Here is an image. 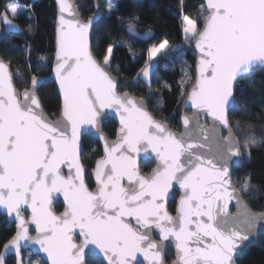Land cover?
<instances>
[{
	"label": "snow or ice",
	"instance_id": "snow-or-ice-1",
	"mask_svg": "<svg viewBox=\"0 0 264 264\" xmlns=\"http://www.w3.org/2000/svg\"><path fill=\"white\" fill-rule=\"evenodd\" d=\"M57 3L52 70L62 96L59 118L49 119L43 112L36 94L41 78L33 75L30 86L18 92L9 64L0 60V209L14 217L17 226L4 244L0 264L10 253L15 264H25L22 242L38 244L50 264H88L85 249L89 245L103 254L107 264H132L138 253L150 264H164L162 242L170 238L175 240L177 254L173 264H235L240 243L264 221V213H252L241 198L252 187L250 179L239 189L232 183L229 161L243 153L228 116L236 96L235 82L256 66H264V0H206L202 28L198 20L183 17L184 37L195 41L199 56L195 83L187 92L197 113L182 117L185 131L180 135L155 119L143 99L117 93V81L107 70L113 45H108L103 63L98 61L89 47L93 18L81 20L68 0ZM114 7L107 0L108 10ZM4 8L0 23L18 31L12 20L21 15L30 18L27 14L34 4L26 0L25 7L13 2ZM129 32H134V22L130 21ZM168 43L164 39L149 47V62ZM142 75L149 79L148 67ZM184 75L190 78L188 70ZM108 110H114L120 121L117 139L111 144L101 130ZM203 111L212 117L215 147L209 143V130L198 124L203 138L191 136L190 125ZM85 125L104 142V155L93 170L95 189L86 183L80 160ZM221 126L229 133L222 142ZM250 127L239 128L249 156L253 146L264 143V135L258 137ZM149 149L159 163L143 176L130 153ZM62 165L69 169L67 176ZM125 178L127 184L122 183ZM174 185L182 190L175 217L164 203ZM54 194H62L66 204L60 215L51 207ZM232 200L237 206L235 216L228 215ZM25 208L31 210L28 220ZM29 222L35 225V237L28 234ZM152 226L159 229L161 243L152 239ZM76 229L80 243L74 239Z\"/></svg>",
	"mask_w": 264,
	"mask_h": 264
},
{
	"label": "trees",
	"instance_id": "trees-1",
	"mask_svg": "<svg viewBox=\"0 0 264 264\" xmlns=\"http://www.w3.org/2000/svg\"><path fill=\"white\" fill-rule=\"evenodd\" d=\"M10 1L13 0H0V13L5 11L4 6ZM15 1L26 6V0ZM72 1L83 20L94 13L93 0ZM29 2L34 4V10L27 14L30 18L21 15L14 19L20 25L22 33L11 34L0 43V57L11 66L14 84L18 90L25 89L33 75L47 78L38 91V97L46 114L55 119L60 111V100L55 84L49 78L54 53L55 5L52 0ZM103 2L104 0H98L101 18L93 28L92 53L103 63V55L106 54L108 45H113V54L107 69L118 78V91H128L142 98L155 118L179 131L182 105L193 83L195 68V53L190 42L186 45L183 39L182 16L203 21V0H114L115 7L111 11L106 9ZM130 21L134 22V28L138 32L153 30L154 36L151 40L143 42L128 35L126 28L129 27ZM164 39L168 40V46L159 56L158 67L154 71L150 87H146L138 75L149 61V46ZM182 40L185 45L173 50ZM40 56L47 59L40 61ZM185 70L189 71L190 78L184 75ZM256 71L257 79L253 92L239 94L237 90L243 84V79L237 82L234 107L228 116L231 128L238 136L244 158L240 169L233 171L232 182L239 189L246 178L250 179L252 187L247 195L242 194L241 197L251 210L264 213V143L253 146L249 156L244 152V138L239 133L240 127L247 128L251 125L248 128L250 131H255L258 137L264 135V69ZM182 80L185 81L183 94ZM102 129L108 139L115 137L116 123L112 119H108ZM100 155L99 143L91 138H84L81 160L87 170L86 182L89 186H92L89 172ZM152 166V162L141 164V172L148 173ZM174 206L175 198L169 202L168 207L173 211ZM55 209L57 212L61 211L62 205L58 204ZM13 233L14 225L0 214V252ZM172 257L173 253L168 249L166 261H170ZM24 258L33 264H46L39 256L32 255L29 251H24ZM86 261L88 264H103L100 259L92 256H88ZM236 263L264 264V235H260L258 244L249 247L242 257L236 259ZM5 264H15V258L7 257Z\"/></svg>",
	"mask_w": 264,
	"mask_h": 264
},
{
	"label": "water",
	"instance_id": "water-1",
	"mask_svg": "<svg viewBox=\"0 0 264 264\" xmlns=\"http://www.w3.org/2000/svg\"><path fill=\"white\" fill-rule=\"evenodd\" d=\"M54 5H55V24H54V53H53V58H52V63H51V68H50V73H49V78L54 82L55 84V88H56V92H57V95L59 97V100H60V109H61V105H62V96H61V93H60V87H59V83L57 82V79H56V76H55V73L53 72V67H54V62H55V53H56V28H57V23H58V16H59V7H58V3H57V0H52ZM69 3L73 4V6L77 9V6L75 5V3L72 1V0H68ZM206 3V0H203V5ZM93 6H94V13L92 14V17L93 18V23H92V27L90 28V31H89V47H90V50L92 51L91 49V40H92V33H93V28L94 26L96 25V23L99 21V19L101 18V10L98 6V0H93ZM77 12H78V9H77ZM205 14L207 15V11L205 10L204 11ZM79 15V13H78ZM65 16L67 17V13H65ZM79 18L81 20H83L80 15H79ZM9 19H12V17L9 15ZM89 19V18H88ZM83 20L85 22H87V20ZM12 23L14 25L17 26V29H13V28H6L5 25H3L2 23H0V43L2 41H4L9 35L11 34H21L22 33V29L20 27V25L13 19L12 20ZM203 27V23L201 25V28ZM126 33L138 40H141L143 42H147L149 41L153 36H154V31L153 30H145L144 32H138L135 28H134V32H129V27L126 28ZM191 46H192V49L195 53V68H196V63H197V59H198V56H199V53L195 47V41L193 40L191 42ZM180 46H175L173 47V50H176L178 49ZM93 54V53H92ZM93 56L95 57V55L93 54ZM96 58V57H95ZM97 59V58H96ZM0 60H3L6 64H9L7 63L4 59H2L0 57ZM98 60V59H97ZM99 61V60H98ZM10 66V65H9ZM145 67H148L149 68V71H150V76H149V79L148 80H145L143 75H142V69H144ZM158 67V61H152V62H149L147 63L140 71L139 75H138V78L139 80L146 86V87H150L151 85V80H152V76L154 74V71L156 70V68ZM195 68H194V80H193V83L192 85L195 83V78H196V71H195ZM259 69H264V66H256L255 68H253L252 71H250L249 73L241 76L236 82H235V93H236V84L237 82L246 77L247 75L251 74L252 72L256 71V70H259ZM108 70V69H107ZM10 71L12 72V69H11V66H10ZM108 72L115 78V80L117 81V93L120 94V95H124V94H127L131 97H134L136 99H142L138 96H135V95H132L131 93H129L128 91H123V92H120L118 91V86H119V81H118V78L115 77L109 70ZM13 74V73H12ZM32 77V76H31ZM31 77H30V80H29V83H28V86H30V82H31ZM38 78H41L40 80V84L37 86V90H36V94H37V97H38V91L40 89V87L43 85V83L46 81V77L45 76H37ZM13 82H14V76H13ZM192 85L190 86V88L188 89V91L191 90V87ZM15 86V84H14ZM16 88V86H15ZM26 89V88H25ZM25 89L23 90H18L16 88V90L18 92H23ZM39 99V97H38ZM40 100V99H39ZM41 103V102H40ZM234 103H235V100H234ZM234 103L233 105H230L229 107V112L231 111V109L234 107ZM42 106V105H41ZM146 107V105H145ZM43 109V107H42ZM146 109L149 111V109L146 107ZM186 111H189V113H187ZM43 112L45 115L46 112L44 111L43 109ZM228 112V114H229ZM149 113H151L149 111ZM194 113H197V110L196 109H193L191 107V103L190 101H188V96L186 95V99L182 105V112H181V115H180V127L181 129L179 131L177 130H173L169 127L168 124H166V126L168 127L169 130L175 132L177 135H180L181 133H183L185 131V128H184V124H183V120H182V117L184 116H188L190 118L193 117V114ZM152 114V113H151ZM48 116V115H47ZM60 116V111H59V114L58 116L55 118H59ZM49 117V116H48ZM154 117V116H153ZM155 118V117H154ZM49 119H51L49 117ZM55 119H52V120H55ZM108 119H112L115 123H116V132H115V137L110 140L107 138V136L105 135V137L107 138V141L108 143H113L116 141L117 139V133H118V130L120 128V121H119V116L116 115L115 111L114 110H108L107 112V115L105 117L102 118L101 120V130L103 131L102 129V126L103 124L108 120ZM157 119V118H155ZM159 121H162L160 119H157ZM163 122V121H162ZM164 123V122H163ZM197 124L201 127H203L204 129H207L209 130L208 131V135H209V143L213 145V147H215V141L213 139L214 137V134L211 132V129H212V124H213V121H212V117L208 116L207 112L206 111H203V112H200L199 113V118L198 120H193V123L190 125V133H191V136L193 139H196V138H199V139H202L203 138V133L200 132L199 128L197 127ZM84 128V131L82 132L81 134V137H80V141H79V144H80V160H81V154H82V150H83V140L84 138H91L95 141H97L100 145V148H101V155L95 160L94 162V165H93V168L91 169V171L89 172V176H90V180H91V183H92V188L90 189H95L96 187V183H95V179H94V175H93V170L95 168V165H96V161L98 159H100L103 155H104V142L102 140L99 139V136L98 134L95 132V129H90L89 126L85 125L83 126ZM233 131V130H232ZM234 133V132H233ZM228 130L227 129H224L223 126L220 127V133H219V139L223 140V137H226L228 136ZM203 151L207 152L208 151V148L205 147L203 149ZM136 160V166L139 170V173L140 175H143V176H148L152 173L153 169L157 167L159 161L155 155V153H153L151 151V149L148 150L147 153H145L143 150H141L139 153H136V152H132L130 153ZM148 162H152L153 163V166L151 167L150 171L145 174L143 172H141V168H140V165L141 164H144V163H148ZM244 163V158H243V154L241 157L239 158H233V160L229 161V168H230V177H231V180H232V173L233 171L235 170H238L240 169V167L242 166V164ZM81 164H82V160H81ZM83 165V164H82ZM84 167V165H83ZM85 169V180H86V175H87V170L86 168L84 167ZM62 171L64 173L65 176L68 175V172H69V169L67 166H63L62 165ZM87 183V182H86ZM122 183L124 184H127L128 181L127 179L125 178ZM233 183V182H232ZM234 185V184H233ZM89 186V185H88ZM175 193H177V196H175ZM182 195V190L179 188V185H174L172 189H170V193H169V196L165 199L164 203H165V207L167 208L168 212L170 215H172L173 217H175L177 215V212H176V208H177V205H178V202L180 200V197ZM175 198V206H174V210L171 211L168 207V204L171 200H173ZM242 198V197H241ZM242 200L244 201V199L242 198ZM244 203L247 205V203L244 201ZM58 204H61L62 205V209L61 211L57 212L55 207L58 205ZM52 210L55 212L56 215H60L61 213L64 212L65 210V207H66V204L64 202V198H63V195L62 194H54V198H53V201H52ZM229 212H228V215L230 216H235L237 214V206H236V202L235 200H232L231 202H229ZM248 209L254 213V214H261L263 212H255L253 210H251L249 208V206L247 205ZM0 214L5 217L7 219V221L11 224L14 225V233L13 235L7 240L9 241L16 233L17 231V226H16V222H15V219L14 217L13 218H10L6 212L2 209H0ZM24 217L26 220L29 219V217L31 216V210L30 209H27L25 208L24 209ZM126 219H129V218H126ZM130 223L133 225V227H138V225L136 224V221L135 219H130ZM30 236L32 237H35L37 235V232H36V228H35V225L31 224L29 222V233H28ZM260 235H264V221H261V222H258L257 223V226L255 229L252 230L251 234L249 235V238L247 240H244L240 243V246L239 248L237 249V252L235 253V256H234V260H235V264L236 263V259L237 258H240L242 257L244 254H245V251L249 248V247H252V246H255L258 244L259 242V236ZM151 236H152V239L154 241H156L157 243H161L160 241V233H159V229L155 228V226H152L151 227ZM74 239H75V242L76 243H80L82 241V237L79 235V230L76 229L74 231ZM6 241V242H7ZM5 242V243H6ZM4 243V244H5ZM163 245H164V264H173V262L176 260L177 258V254H176V249H175V240L174 239H169L167 241H163L162 242ZM4 244L1 248V252L0 253H3L5 252V249H4ZM168 249H171L172 253H173V257L170 261H166V256H167V251ZM24 251H29L32 255H37L39 256V258L46 262V264H50V262L48 261V258H47V255L46 253L40 251V248H39V245L36 244V245H28L24 242H22V253H23V256H24ZM85 260L88 256H92V257H95V258H98L100 259L103 264H107V261L105 260V258L103 257V254L99 252L98 249L95 248V246L93 245H89L88 248L85 249ZM9 256H13L15 258V255L14 253H10V254H7L6 255V259L7 257ZM16 259V258H15ZM132 264H150V262L148 260H146L144 258V256L142 254H137L135 260L132 261Z\"/></svg>",
	"mask_w": 264,
	"mask_h": 264
},
{
	"label": "rangeland",
	"instance_id": "rangeland-1",
	"mask_svg": "<svg viewBox=\"0 0 264 264\" xmlns=\"http://www.w3.org/2000/svg\"><path fill=\"white\" fill-rule=\"evenodd\" d=\"M31 1H33V0H31ZM13 2H17V1H15V0H13V1H10V2H8L6 5H10V4H12ZM111 2L113 3V5H114V0H111ZM18 3V2H17ZM103 3H105L104 5H105V7H106V9L108 10V8H107V0H104V2ZM21 5V4H20ZM22 7H25L24 5H21ZM10 15V14H9ZM11 16V15H10ZM183 17L184 16H182V24H183V27H184V23H183ZM196 19V18H195ZM197 20V19H196ZM199 21V26L201 27V25H202V23H203V21L202 20H198ZM183 29V28H182ZM183 32V31H182ZM183 39L186 41V42H190L189 40H186L185 39V37H184V33H183ZM151 40V39H150ZM160 42H162V41H159V42H156V43H152L149 47H151L152 45H154V44H159ZM192 42V41H191ZM167 47V46H166ZM164 50H162V52H163ZM161 52V53H162ZM161 53H158L157 54V56L156 57H154L153 58V60L152 61H158V63H159V56H160V54ZM149 60V57H148V52H147V61ZM151 61V62H152ZM103 62V61H102ZM243 79V84L241 85V86H239V88H238V90H237V92L239 93V94H245V93H250V92H253L254 91V89H253V87H254V85H255V81H256V79H257V71H255V72H252L251 74H249V75H247L246 77H244V78H242ZM249 131H250V129H248ZM82 155V154H81ZM172 201V200H171ZM170 201V202H171ZM169 205V204H168ZM27 259V258H26ZM25 261H28V259L27 260H25ZM25 264H29V261L27 262V263H25ZM31 264H33V263H31Z\"/></svg>",
	"mask_w": 264,
	"mask_h": 264
},
{
	"label": "flooded vegetation",
	"instance_id": "flooded-vegetation-1",
	"mask_svg": "<svg viewBox=\"0 0 264 264\" xmlns=\"http://www.w3.org/2000/svg\"><path fill=\"white\" fill-rule=\"evenodd\" d=\"M183 41V42H182ZM182 41H180V42H178V44H177V46H180L181 48L185 45L184 44V40H182ZM189 43L188 42H186V45H188ZM190 44H191V41H190ZM180 48V49H181ZM148 63H149V61H148ZM145 174H147V173H145ZM90 188H92V186H89Z\"/></svg>",
	"mask_w": 264,
	"mask_h": 264
}]
</instances>
